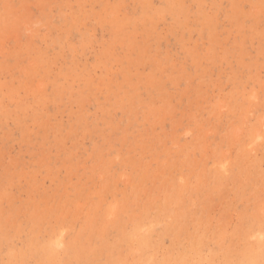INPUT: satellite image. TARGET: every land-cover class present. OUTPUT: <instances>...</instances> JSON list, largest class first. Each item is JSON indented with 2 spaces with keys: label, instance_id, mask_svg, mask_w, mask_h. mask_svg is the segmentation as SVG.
Instances as JSON below:
<instances>
[{
  "label": "rangeland",
  "instance_id": "374dc122",
  "mask_svg": "<svg viewBox=\"0 0 264 264\" xmlns=\"http://www.w3.org/2000/svg\"><path fill=\"white\" fill-rule=\"evenodd\" d=\"M0 264H264V0H0Z\"/></svg>",
  "mask_w": 264,
  "mask_h": 264
}]
</instances>
